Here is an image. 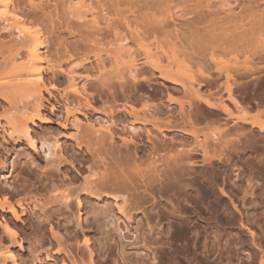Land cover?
<instances>
[{
    "label": "rangeland",
    "instance_id": "1",
    "mask_svg": "<svg viewBox=\"0 0 264 264\" xmlns=\"http://www.w3.org/2000/svg\"><path fill=\"white\" fill-rule=\"evenodd\" d=\"M65 1L33 0L35 4L40 3L54 22L67 20L81 24L84 19L69 15L73 10L65 5L68 0ZM84 1L88 3V0ZM157 1L148 0L153 3L149 11L142 1L130 10L137 16L151 13L156 19L161 17ZM3 3L7 5L6 11H12L13 6H24L28 1L5 0ZM127 6L121 5L122 16L131 20L133 14ZM0 13L3 12L0 10ZM84 13L85 19L89 20L90 13ZM25 25L32 33L39 32L42 39L48 37L49 24L45 19L31 18ZM130 27L136 25L131 22ZM125 29L120 27L121 34L127 35ZM65 34L52 26L49 50L42 54L39 77L47 87L54 85L55 88L50 90L52 95L49 96L42 92L41 112L46 122L28 124L32 141L14 134L12 128L24 117L23 112L31 115L36 109L31 106L11 108L0 99V201L6 200L12 205L19 202L28 208V213L20 219H15L9 212H0V260L1 256L11 253L13 257L6 258L5 264H259L264 255V131L245 126L252 130V137L235 157V165L220 164V161L224 162L233 154L240 136H225L224 142L208 154L219 163L216 171H211L207 164L197 169L199 176L193 182L195 190H187L192 201L188 202L183 192L174 189H157L150 195L144 192L136 162L122 155L106 154L84 123L86 120L104 122L106 117L98 110L114 105L112 93L116 102L122 104V89L116 86L113 78L104 81L109 89L101 86L99 81H86V74H96L94 50L82 49V53L85 49L89 53L90 61L86 64L79 55L69 59L73 53L58 42ZM5 40H0V60L9 53ZM135 45L134 41L129 43V47ZM263 48L264 25L250 35L242 52L220 55L216 51L214 57L223 67L246 60L258 68L248 77L247 88L234 92L255 124H264V57L256 56ZM25 60V54H22L0 66V79L9 67ZM69 67L84 77L77 79L81 80L78 86L84 84V95L95 107L83 108V113L77 114L81 120L78 128L73 125V118L66 115L67 103L71 107L74 104L73 95L61 94L68 84L60 70ZM224 81V76L217 80L218 83ZM256 82L257 87H254ZM125 92L132 90L127 86ZM141 103L135 105L141 106ZM220 125L206 123L200 126V131L209 132ZM95 150L109 170L108 179L99 183L90 178L100 166L92 154ZM120 174L128 179L127 191L113 179ZM201 178L207 183L203 184ZM87 181L97 185L102 192L97 195L83 192L80 187ZM221 189L226 195H222ZM69 190H75L70 210L54 201L55 196ZM122 194L128 197V202L122 203ZM76 196L81 199L80 206ZM3 222L10 227L11 233L4 229Z\"/></svg>",
    "mask_w": 264,
    "mask_h": 264
},
{
    "label": "bare ground",
    "instance_id": "2",
    "mask_svg": "<svg viewBox=\"0 0 264 264\" xmlns=\"http://www.w3.org/2000/svg\"><path fill=\"white\" fill-rule=\"evenodd\" d=\"M4 1L0 0L3 12L0 13V40H7L5 44L9 53L2 56L0 66L20 58L22 54H25L26 60L5 71L0 79V99H4L11 108L19 106L26 109L31 106L36 109L31 115L23 112L24 117L13 125L12 132L19 137L32 141L28 124L46 122L41 112L44 104L42 92L52 95L50 90L55 86L47 87L39 74L42 54L49 50L47 45L52 26L66 33L59 37L58 42L73 53L69 59L79 55L86 64L90 61L89 53L86 49L82 53V49L93 48L96 74H86V81H99L101 86L109 89L104 81L113 78L116 86L122 89V104L116 102L112 93L114 105L98 110L106 117L104 122L86 120L84 123L106 154L122 155L136 162L144 192L150 195L157 189H174L183 192L188 202L192 201L187 190H195L193 182L199 176L197 169L207 164L211 171H216L219 163L208 154L224 142L225 136H240L238 143L242 145L233 146V154L228 155L224 162L220 161V164L235 165V157L252 137V130L245 126L264 131V124L250 121V112L234 95L235 90L247 88L248 77L258 68L246 60L223 67L214 59L216 51L220 55L243 51L250 35L253 36L255 29L264 25V0H158L156 3L161 8V17L156 19L151 13L137 16L131 11L139 1L144 2L142 5L149 11L153 3L148 0H95V4L91 3L92 0L88 3L84 0L74 3L72 0L73 4L71 0H66L65 5L74 11L68 14L78 20L84 19L81 24L67 20L54 22L40 3L35 4L33 0H27L24 6H13L9 13ZM121 5H129L128 11L133 14L131 20L122 16ZM84 12L90 13L89 20L85 19ZM31 18L48 22L46 39H42L39 32L32 33L25 25ZM131 22L136 27H130ZM121 26L126 28L127 35L121 34ZM131 41L136 45L129 47ZM92 44L93 47H90ZM43 48L46 50L43 51ZM256 56L263 58L264 48L258 50ZM60 73L68 84L61 94L73 95L74 104L71 107L67 103L66 115L73 118V125L78 128L81 120L77 114H82L83 108L95 107L84 95V84L78 86L81 80L77 79L83 77L80 73L73 67L61 69ZM221 76L225 77V81L218 83ZM127 86L132 92H125ZM254 87H257V82ZM138 102H142L141 106L135 105ZM214 122L221 125L209 132L200 131L201 125ZM92 154L99 160L100 166L99 171L90 174V178L99 183L108 179L109 170L100 153L95 150ZM119 176L113 179L122 185V190L127 191L130 186L128 179L123 174ZM201 180L203 184L207 183L203 178ZM80 189L91 195L102 192L101 188L88 181ZM74 191H64L55 196L54 201L70 210ZM221 192L226 195L223 189ZM75 198L80 206L81 199L79 196ZM126 202L128 197L122 194V203ZM121 211L124 212L123 205ZM0 212H9L15 219H20L28 213V208L19 202L12 205L3 200L0 201ZM1 224L7 232L11 231L5 222ZM1 257L3 262L0 263L5 264L6 258L10 259L13 255L7 253ZM259 264H264V255Z\"/></svg>",
    "mask_w": 264,
    "mask_h": 264
}]
</instances>
